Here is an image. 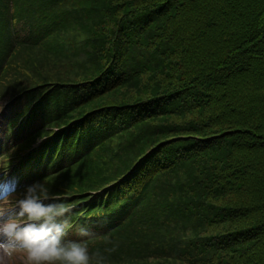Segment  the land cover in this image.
<instances>
[{
    "label": "trees",
    "instance_id": "16d2710c",
    "mask_svg": "<svg viewBox=\"0 0 264 264\" xmlns=\"http://www.w3.org/2000/svg\"><path fill=\"white\" fill-rule=\"evenodd\" d=\"M29 1L32 4L0 0V85L15 50L30 48L48 25L71 22L65 12L95 9L93 0H77L82 2L77 8L75 0ZM95 1L106 14L101 20L113 25L108 59L98 63L92 77L86 73V79L38 78L47 81L41 85L50 86L42 93L37 89L40 84L28 80L14 86L21 93L14 94L2 108L23 99L29 102L27 110L18 111L3 126L4 130L16 128L17 134L8 133L11 140L5 146H10L4 151L11 155L3 160L0 154V172L11 171L18 182V195L26 185L47 178L51 193L64 195L72 204L73 224L90 232L88 237H80L73 228L66 239L85 240L93 264H165L172 261L161 257L166 253L193 257L188 251L216 241L220 236L216 232H223L224 226L228 227L226 242L232 237L263 244L264 185L258 203L243 206L234 199L236 193L252 190L253 185L247 187L249 182L243 177L263 167L256 152L264 148V113L256 114L255 109L264 100V0H210L211 12L188 28L181 15L195 0ZM14 2L29 3L26 10L30 13H11ZM38 11L48 13L47 25L45 16H37ZM232 21L235 25L230 29ZM190 37L202 41V48L209 44L210 52L192 48L187 42ZM150 49L159 65L153 66V76L141 78L139 84L131 63L133 54L150 61ZM121 58H125L124 68L134 72L106 82ZM8 81L5 78L2 86ZM27 82L30 86L23 89ZM64 87L84 93L74 98L75 108L103 96H117V100L77 114L70 111L66 116L61 109L51 116L54 103L50 99L56 98V88ZM123 88L128 96L124 101ZM238 109L245 111L235 120L229 114ZM156 120L163 121L162 130L152 135L148 130ZM25 123L28 128L32 123L41 124L43 131L38 136L45 140L37 148L31 145L35 131H28ZM110 123L116 127L110 130ZM119 135L132 158L121 156L106 170L111 172L108 179L99 180L97 173L105 165L93 168L88 156ZM187 218L201 222L204 231L189 236L187 229L181 231L179 224ZM233 218L238 227L233 226ZM172 223L179 230L169 226ZM212 225L215 233L210 237ZM170 230L172 234H168ZM179 231L184 238L172 237ZM222 262L237 264L235 255L229 253Z\"/></svg>",
    "mask_w": 264,
    "mask_h": 264
},
{
    "label": "rangeland",
    "instance_id": "374dc122",
    "mask_svg": "<svg viewBox=\"0 0 264 264\" xmlns=\"http://www.w3.org/2000/svg\"><path fill=\"white\" fill-rule=\"evenodd\" d=\"M30 2L29 0H27ZM77 0H75L76 2ZM74 2V1H73ZM31 3V2H30ZM82 3V2H81ZM81 3L76 2L75 8L81 6ZM32 4V3H31ZM92 5L95 6V9H92L90 11H75V12H65V14L69 15L70 19H72L71 22L65 24H58L57 26L55 24L48 25V28L40 31V38L36 41V43H30L31 47L26 48V49H18L15 50L10 58L7 60V67L5 68L3 75H2V84L0 85V151L2 154L1 159L4 160V158L8 157L11 155V153L5 154V148H7L9 145L5 146V143H9L11 140V135L10 134H17L15 131L16 128H12L11 130L7 129V131L4 132L3 126L5 125V120L1 119L5 117L7 120L12 119L18 111H22L23 108L26 107L27 110V105L26 102H29L27 100H20L19 103H14L11 106L6 107L3 106V104L7 101L10 100V98L14 94H18L20 91L19 88H16V86L20 81H27L28 82H35L38 83L37 87L38 90H41L40 93L44 92L47 90V85H41L44 84V82L47 81H52V80H47V79H60L61 81H71L72 79H86L84 75L87 73L89 74V77H92V75H95V68L97 67L99 62H104L108 59L106 57L108 49H110L111 44L113 43V37L112 34L109 32L110 29L113 28L112 23H110V20L104 21L103 15L105 14L103 10L101 9L102 6L97 3V1L93 0ZM191 5V4H190ZM189 5V9L181 15L184 28L191 27L194 24L198 25V21L200 20L201 22L203 19L211 12V7L212 5L210 4V0H195L193 3V6ZM30 8L29 3L26 4V6L21 5L20 3L14 2L13 9L11 10V13H18V14H29L30 12L27 11L26 9ZM26 10V11H24ZM64 13V12H63ZM237 14V13H236ZM43 14L41 11L37 12V16L41 17ZM45 15L48 16V13L45 11ZM43 15V16H45ZM64 15V14H61ZM45 16V25L48 24V17ZM106 16V14H105ZM82 17V19H80ZM229 17V16H228ZM86 21V22H82ZM181 20V21H182ZM233 20V18H232ZM50 21V20H49ZM52 21V20H51ZM180 21V22H181ZM194 21V23H193ZM179 22V23H180ZM235 21H232L231 28L233 29V26ZM203 26L202 24H200ZM238 25V24H236ZM204 30L206 29L205 26H203ZM23 32H20V35ZM182 37L184 36V30L182 28L181 31ZM192 39L191 37L188 39V43H192V48H198L197 50L199 52L203 53H209L210 52V47L209 44L205 45L202 48V41L198 40L196 41ZM152 49H150L151 53ZM143 59L145 60V53H143ZM139 54L134 53L133 57L135 58L134 61H131L132 66L135 68V72L137 75V79L140 82L141 78H149L151 77L152 73H155L154 67L159 65V63L156 61V57L153 55V53L148 54L150 57V61L147 59L145 61L140 59V56L137 57ZM151 55V56H150ZM105 56V57H102ZM109 56V55H108ZM148 57V58H149ZM125 61L121 58L120 61L118 62V68L114 69L112 72L111 76L108 78L106 82H111L118 80L120 78H123L124 76L128 75L130 72L133 70L131 69H125L124 66L122 65ZM146 67V69H137L136 67ZM134 72V71H133ZM147 72V73H146ZM149 72V73H148ZM154 75V74H153ZM152 75V76H153ZM44 77V80H38L40 77ZM8 81L6 83L7 86H2L3 82ZM25 83L24 88H27L30 86L29 83ZM153 80L150 79V83H152ZM73 87L69 88H56L55 96L56 98L52 97L50 99V102L54 103V106L50 108L49 112L52 114L51 116L56 115V113L59 110H63L65 113V116L72 111L73 114H77L79 111L82 112L84 110L88 109H94L98 108L99 106L103 105L107 101H116L117 96H103L100 97L99 99L94 100L90 104H82L83 106L79 108H75V99L77 97H81L80 95V90L78 89V93H76V90L72 89ZM125 89V90H124ZM37 90V91H38ZM55 90V88H54ZM23 92V91H22ZM126 92V88H123V92H121V96L123 98V101L128 97ZM21 93V92H20ZM39 93V94H40ZM240 92H236L234 94V99L237 100L239 98ZM259 103V102H258ZM26 105V106H24ZM212 107V104L210 105V108ZM259 108H256V114H262L264 113V100L262 105H258ZM249 110V109H248ZM10 111V113H9ZM241 111H245L244 109H238L234 112H231L229 116H234L235 120L239 119L238 114ZM79 112V113H80ZM9 116H7V115ZM255 114V115H256ZM22 115V113H21ZM20 115V117H21ZM50 115V114H47ZM112 115H117L116 112H114ZM26 116V113H23V117ZM264 116V114H263ZM18 117L17 118V123L20 121L19 119L23 117ZM16 122V121H15ZM167 123L169 121H166ZM172 123V122H171ZM161 124L163 125L162 120H156L155 123L150 125V130H148V133L153 135V133L161 132L162 127ZM61 125V124H60ZM118 125V124H116ZM25 127L27 128L28 131L33 132L35 131V134L33 135L34 141L31 143V145H34V148H37L43 140H45V137H40L38 136L39 132L43 131L41 128V124L39 123H32L31 128H28L27 124L25 123ZM116 127L113 126L112 123H110L109 129ZM47 130L50 129L45 127ZM51 128H57L55 125H51ZM161 128V130H160ZM45 130V131H47ZM131 130V129H130ZM115 131V130H113ZM111 131V132H113ZM10 134L8 135V133ZM132 133L133 129L131 130ZM125 132H122V135H124ZM122 135H119L117 138H112L111 141L108 140L107 143H102L101 146L97 147L92 151L88 158L90 161V165L92 167H96L100 164H104L105 166L103 167V172L97 173V178L99 180L105 181L108 179L107 176L111 172H107L106 170L108 167L111 166V164H115L116 161L121 160V156H127L129 153V148L125 146L124 140H122ZM4 144V145H3ZM3 147V148H2ZM18 145L15 146V150L17 149ZM127 152V154H126ZM258 156L257 160L262 162L263 167L259 170L256 171L254 169L253 174L245 177H243V180L248 181V186L253 185L251 187V191H245L244 193H236V197L234 199V202L237 200H240V203L244 206L246 203H258L259 200L262 199V188L264 185V182H262V178L264 177V148L259 149L258 152H256ZM132 158L131 155H128L126 158ZM87 158V159H88ZM125 158V160H126ZM0 159V161H1ZM98 164V165H97ZM120 165V164H119ZM86 167H84L83 170ZM112 171V170H111ZM115 171V170H114ZM74 171L71 172L73 176L78 177ZM68 174V172H67ZM81 174V172H80ZM9 175V173H8ZM248 177V178H247ZM242 178V177H241ZM14 181V178L11 180ZM9 181V182H11ZM4 183H7V177L4 181ZM256 187V188H255ZM91 192V191H90ZM93 193V192H92ZM95 193V192H94ZM97 194V193H96ZM88 195V194H87ZM95 195V194H94ZM233 200H230V202ZM236 203V202H235ZM251 216L249 217V219ZM177 223H172L169 226H175L176 227ZM201 222H198L196 219L193 220V222L190 221V218H187L184 220V222H180L179 226L182 227L181 231L183 228L187 229L188 231L186 234L189 236L190 234L196 235L198 233H202L204 231V228L201 227ZM187 226V227H186ZM233 226L238 227V223L236 218H233ZM212 227V232L210 233V237L214 235L215 230L214 225ZM178 230L179 228L176 227ZM228 227L224 226V231L223 232H216V235H219L216 237V241H211L206 243V245L201 248V250H198L197 248H192V251L188 253L192 255L193 257H190L189 255H186L185 253L177 254L175 257H169L168 255L170 253H166L165 257L170 260H172L169 263L165 264H221L224 261V257L227 261V255H235V260H237V264H264V243L262 244L263 241H259L260 244L255 245V243H252V241H246V242H241V241H236L232 237H228V241L226 242L224 239L226 237V234H224L227 231ZM221 231V230H220ZM173 231H168V234H172ZM180 232V231H179ZM176 237L178 235H184L183 232L177 233L174 232ZM209 233V232H208ZM184 238V237H182ZM232 238V240H230ZM191 248V247H190ZM247 248V250H245ZM236 250H238V255L236 258ZM245 250V251H244ZM257 253V254H256ZM191 262V263H189ZM13 264H25V260L23 257V254H18L14 260ZM89 264H93V262L89 261ZM161 264V263H159Z\"/></svg>",
    "mask_w": 264,
    "mask_h": 264
},
{
    "label": "clouds",
    "instance_id": "9594fccd",
    "mask_svg": "<svg viewBox=\"0 0 264 264\" xmlns=\"http://www.w3.org/2000/svg\"><path fill=\"white\" fill-rule=\"evenodd\" d=\"M18 190L17 181L0 182V264L18 254L25 264H89L87 242L66 239L73 228L80 237L90 232L73 224L65 196L51 193L47 178Z\"/></svg>",
    "mask_w": 264,
    "mask_h": 264
}]
</instances>
